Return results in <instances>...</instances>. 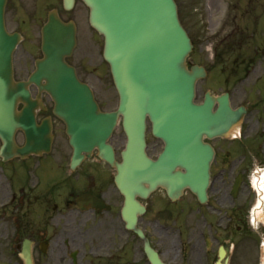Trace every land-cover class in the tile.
<instances>
[{"label": "flooded vegetation", "instance_id": "obj_1", "mask_svg": "<svg viewBox=\"0 0 264 264\" xmlns=\"http://www.w3.org/2000/svg\"><path fill=\"white\" fill-rule=\"evenodd\" d=\"M25 1L28 4L33 1L37 12L40 9L46 12V19L48 12L57 8L64 20L76 22L77 46L68 61L81 80L89 84L95 79L102 81L95 71L104 64L101 35L90 26L88 9L82 0H76L68 11L63 0ZM207 1L202 19L192 14L190 33L193 42L190 63L205 69L197 82V102L210 96L217 110L220 99H225L227 93L233 108L244 107L245 113L230 133L231 138H225L224 133L208 139L215 157L206 203H200L189 189L173 204L167 202L162 189L141 200L145 211L138 216L137 226L165 264H215L221 245H225V227L241 229L238 222L249 218L250 207L246 210L244 203L249 200L250 172L253 166H264V0H232L231 8L225 0ZM78 10L89 27L86 29L89 38L86 37L81 58L76 61L82 42ZM36 13L32 24L35 33L43 24ZM26 23L19 17L11 30L25 33L22 28ZM38 57L34 52H21L18 47L13 58L15 82L29 80ZM84 62H94V70L84 68ZM29 89L36 103V123L49 126L53 140L49 150L29 156L5 159L0 155V224L8 225L5 231L0 227V245L9 246L8 264L21 263L19 253L26 238L33 244L35 264L42 256L51 263L55 251L58 264H152L145 241L123 217L125 197L115 184V169L101 160L96 150L72 167L73 148L65 123L53 112L51 97L33 83ZM117 102L116 96L114 107ZM26 105L20 102L19 109ZM147 129L149 148H158L160 141L152 135L150 121ZM125 139L120 120L111 139L115 149ZM16 142L19 147L27 143L22 129L16 132ZM2 146L0 140V151ZM158 192H163V201L174 206L169 210L175 214L173 221L163 216L161 199L156 197ZM79 196H89V200L79 206L76 201Z\"/></svg>", "mask_w": 264, "mask_h": 264}, {"label": "water", "instance_id": "obj_2", "mask_svg": "<svg viewBox=\"0 0 264 264\" xmlns=\"http://www.w3.org/2000/svg\"><path fill=\"white\" fill-rule=\"evenodd\" d=\"M65 2L70 8L73 0ZM84 2L90 8L91 24L105 37L104 57L120 95L118 110L101 111L90 86L79 81L75 69L66 62L65 57L75 46V27L64 23L56 13L50 15L43 28L44 57L37 62L31 78L52 96L54 112L66 122L75 149L74 163L84 157L83 152L91 153L98 147L99 156L117 168L116 182L127 197L126 216L130 221L143 209L135 197L146 196L159 186L173 199L188 186L203 200L214 153L204 137L221 130L214 121L212 103L194 102L197 75L186 63L192 45L179 20L175 0ZM6 3L7 0H0V138L5 142L7 155L18 128L26 131L31 143L44 140L45 144L37 149L47 148L50 138H43L49 129L44 131L35 125L34 106L17 110L20 100L30 103V92L26 83H14L12 79V54L19 36L6 30ZM223 113L226 135L239 116L228 100ZM120 114L128 136L122 162L115 160L113 147L108 143ZM147 116L153 133L165 143L158 160H152L145 152ZM32 150V146H27L19 153ZM149 254L154 264H163L155 252L149 250ZM21 256L25 264H33L26 241ZM221 256L227 264L226 249Z\"/></svg>", "mask_w": 264, "mask_h": 264}, {"label": "rangeland", "instance_id": "obj_3", "mask_svg": "<svg viewBox=\"0 0 264 264\" xmlns=\"http://www.w3.org/2000/svg\"><path fill=\"white\" fill-rule=\"evenodd\" d=\"M179 4V13L180 18L185 25V27L188 29V31L191 33V26H192V19L194 14L196 17L199 15L202 19L205 16V3L209 2L207 0H177ZM215 2V0H213ZM41 3V2H40ZM195 6L193 7V5ZM196 7V8H195ZM197 9V11H195ZM37 12V8L35 3L32 1L30 4L26 2L25 0H10V3L7 8V21L9 27L12 26L15 19L19 18L21 20H26L27 23L23 25L24 32L27 35V40L22 44L21 46V52L28 51V52H34L36 54L37 52V45H38V34L35 33L34 27L32 24L35 23V19L33 20L34 14ZM42 10L40 9L36 16L39 14H42ZM44 16V13L42 14ZM42 16V17H43ZM77 17L79 19L80 29H81V47L79 49V52L77 53L74 60L78 61V58H81L80 54L82 50L84 49V45H86V37L89 38V35L87 34V30L89 27L84 24V20H82V12L81 10H78ZM198 20V19H196ZM199 23V22H198ZM12 28V27H11ZM101 39V38H100ZM100 45L102 47V40H100ZM88 49V48H87ZM90 50V49H89ZM94 62L92 63H82V66L84 68H88L90 70H94ZM93 67V69H92ZM98 68L95 69V71L98 72V76L102 77V81L98 80H91L93 87L96 90L97 98L99 99L102 107L104 109H110L114 106V97H116V90L113 86V83L111 81V76L108 70V66L98 65ZM86 68V69H87ZM61 141V138H59ZM235 146V145H234ZM160 150V145L158 148L153 149L152 147L149 148V152L155 156V154ZM157 151V152H156ZM256 169L262 168L259 166L255 167ZM264 170V166H263ZM264 171L259 172L260 174H263ZM258 173L255 171L252 173V177L254 178L257 176ZM261 177V176H259ZM261 187V185H260ZM262 188V187H261ZM264 189V188H263ZM257 194V193H256ZM253 193H250V196L252 197ZM157 198L161 199V210L164 209L163 216L165 218H174L175 214L173 211H169L170 209H173L174 206H170L166 200L163 201V192H158L156 195ZM259 195L257 194L256 197L252 198V200H248L245 202V208L246 210L252 206L255 207V205H259L258 203ZM254 201V202H253ZM262 208V211H264V201L263 204L260 206ZM249 208V210H250ZM261 208L256 210V215L259 220H261ZM248 213V212H247ZM256 219V220H258ZM246 222L239 221L238 225H241L242 228L238 229L237 226L229 228L225 232V242L230 245V254H231V260L230 264H263L264 262V253H263V247L261 246V240L264 238V225H261L260 222L256 223V225L253 227L251 223H249L248 216L245 217ZM170 221H173L171 219ZM260 224V225H259ZM259 225V226H258ZM0 227L5 231V229H8V225L6 223H1ZM229 242V243H228ZM9 246L6 243H3L0 245V264H8L10 260V253H9ZM53 252V251H51ZM49 259V256L47 258V261ZM58 259V255H56V251L53 252V259L50 257V262L47 263L44 261V257L39 258L36 262V264H58L56 261ZM62 263V262H61Z\"/></svg>", "mask_w": 264, "mask_h": 264}, {"label": "bare ground", "instance_id": "obj_4", "mask_svg": "<svg viewBox=\"0 0 264 264\" xmlns=\"http://www.w3.org/2000/svg\"><path fill=\"white\" fill-rule=\"evenodd\" d=\"M258 177H259V176H258ZM258 177L255 176V182H256V185L259 186V187H260V185H261V187L264 188V172H263V175H262L260 178H258ZM261 187H260V188H261ZM262 195H263L262 198H260V199L258 200V203H259V204L263 203L264 192L262 193Z\"/></svg>", "mask_w": 264, "mask_h": 264}]
</instances>
